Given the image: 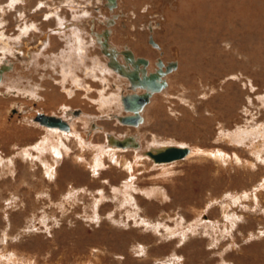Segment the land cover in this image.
Instances as JSON below:
<instances>
[{"label":"rangeland","instance_id":"obj_1","mask_svg":"<svg viewBox=\"0 0 264 264\" xmlns=\"http://www.w3.org/2000/svg\"><path fill=\"white\" fill-rule=\"evenodd\" d=\"M209 1L0 0V264H264V0ZM57 8H80L72 19L165 82L128 80L126 93L149 91L138 126L105 107L122 89L102 95L87 77L90 90L68 96L42 64L26 77L12 46L26 19L52 26ZM63 104L83 110L75 128L92 144L34 123ZM112 131L139 145L101 150ZM167 147L191 152L148 155Z\"/></svg>","mask_w":264,"mask_h":264},{"label":"crops","instance_id":"obj_2","mask_svg":"<svg viewBox=\"0 0 264 264\" xmlns=\"http://www.w3.org/2000/svg\"><path fill=\"white\" fill-rule=\"evenodd\" d=\"M68 10H69V14L67 15V13H66L67 11H65L62 8L54 9L53 13H52V18H53L52 21H54V23L52 26L50 25V26H47L46 28H42L41 26L37 25L34 20H30L28 22L27 21L28 19H26L25 26L26 25L29 26V30L25 32L26 33L25 38L27 39V43H29V45L31 44V47H36L37 48L36 50H38V48H39V50H38L39 52L36 55H34L32 61L26 60V61H28V63H27L28 66L26 69V72H27L26 77H28L30 72H32V70H34L37 65L42 64L44 66L49 67L52 71H55L57 73V75H58L57 81L59 82L60 86L65 91L66 95H68V96H71L74 93L75 89L90 90L91 86L86 81L87 77H89L90 81L91 80L100 81V83L102 84V86H100V89L102 90V95L109 92L108 91V90H110L109 87H111L110 91L112 93L117 91V90H115V87H116V89H122L121 94L123 96H124V94L129 93V92H127V93L125 92L126 87L129 88L127 85L128 80H129L128 75H127L128 76L127 77V76H124L122 73L121 74L117 73V72L115 73V71H114V73H113V71L102 72V66L103 65L99 64L98 62H102L103 64H107L109 62L110 65H108V67H111V63L115 60L113 57L110 59V54H108L107 50H105L106 47H105V49L103 47L101 48L100 46H102V44L99 45V43H96V42H94L93 47L92 46L90 47L88 45V43L92 42V39L89 36H91L93 34L98 35L102 32V30L101 29L99 30L98 27H94V29H92V30L90 29L89 32L87 31L88 33H85V35H84L85 42H84L83 47H84V50H86L87 54H89V56L92 55V57H88V55L85 56L83 63L79 64L77 57L74 55V52H73L76 50V45H75L76 41L74 40V35H73L74 29L72 27H65V25L68 24L67 22H69L72 19V17H74L77 14V12L79 14V10H81V9L79 8L77 11L76 9L74 10V9L69 8ZM61 22L64 25L61 24ZM2 29L3 28H1V31L3 32ZM18 33H16L15 35H12V36L11 35L10 36L5 35L6 39H8V38L12 39ZM34 36L38 37L39 39H32ZM41 39H43V40H41ZM57 40H60L61 43L58 44ZM39 41H40V43H39ZM34 43H35V45H34ZM109 43L113 44L115 42L113 41V39H111L109 41ZM54 45L57 46L56 49H54V47H53ZM43 46H44V48H43ZM68 53H72L73 57H71L70 59H67L68 62L64 63L63 61H65ZM5 54H7V53H5ZM134 54L138 55L136 53V51ZM10 55L15 57V58H18V52H17L16 56H14L12 54H10ZM106 56H108V57H106ZM36 57H38V58H36ZM87 59H90V60L87 61ZM60 62L62 64H60ZM63 63H64V65H63ZM120 63H121V65H124L123 61L122 62L120 61ZM30 64H31V66H29ZM91 64H94V65L89 66ZM11 65H12V63H11ZM20 65L23 69L22 61H21ZM97 65H99V66H97ZM67 68H69V69H67ZM59 72H61V73H59ZM71 72H72V74H71ZM66 75H68V76H66ZM111 83H112V86H111ZM28 85H29V87H28L29 89H27V94L30 95L28 93L29 90L33 91V92H31V94H35V92H34V91H36L35 87H38V83L31 84L28 82ZM104 91H106V92H104ZM120 101H121V99H120ZM100 104L102 105L103 103L101 102ZM64 105L67 106L68 108H72L66 104H63L62 106H64ZM114 105H115L114 102L107 103L105 107L106 108L111 107L113 110ZM73 109H81V108H72V110ZM49 113L55 114V111H50ZM84 113H85V111H84ZM92 116H94V115H92ZM79 121H81V119ZM91 121H93V120L91 119ZM93 123H95V122L93 121ZM112 132L114 134H116V137H123L125 134H127V133H124V135L121 136V135H118L117 133H115L114 131H112ZM127 135L132 136L134 134H127ZM106 141L107 140H105V142ZM91 142H92V140H91Z\"/></svg>","mask_w":264,"mask_h":264},{"label":"bare ground","instance_id":"obj_3","mask_svg":"<svg viewBox=\"0 0 264 264\" xmlns=\"http://www.w3.org/2000/svg\"><path fill=\"white\" fill-rule=\"evenodd\" d=\"M190 1V0H189ZM215 1V0H214ZM218 1V0H217ZM220 1V0H219ZM209 2H211V0L209 1ZM190 3V2H189ZM226 3H228V2H226ZM184 4V3H183ZM210 4V3H209ZM232 5V4H231ZM189 6H190V4H189ZM230 7V6H229ZM187 8V7H186ZM233 9V8H232ZM229 11V10H228ZM223 12V11H222ZM84 13H86V11L84 12ZM87 14V13H86ZM82 18L80 19V20H77V19H75V18H73V19H71L70 20V24L72 25V28L74 29V33H73V35H74V40L76 41V52L75 51H73L74 52V55L77 57V60H78V62L79 63H83V58H82V55H83V53H84V47H83V45H84V35H85V33H88L90 30H89V25L88 26H85V24H89L90 22L86 19L87 17L85 16H81ZM78 18V17H77ZM82 20V21H81ZM229 20V19H228ZM60 21V20H59ZM77 21H81L82 23H81V26H78V25H76V23H77ZM66 22V21H65ZM228 22V21H227ZM61 24H63L62 22H61ZM66 24V23H65ZM178 24V23H177ZM64 25V24H63ZM92 25V24H91ZM203 25V24H202ZM219 25V24H218ZM217 25V26H218ZM219 26H221V24L219 25ZM65 27H67V24L65 25ZM71 27V26H70ZM28 28L29 27H27V26H25V28H24V30L23 31H28ZM63 28V27H62ZM230 28V27H229ZM93 29V28H92ZM91 29V30H92ZM71 31V30H70ZM88 31V32H87ZM217 31V30H216ZM23 34V32L21 33V35L19 36V38H21V36H23L22 35ZM24 35H26V34H24ZM100 35V34H99ZM72 36V35H71ZM110 34H109V31H107V30H104L103 31V33L101 34V36H98L97 34L95 35V34H93V35H91V36H89V37H91V39H92V42H90V43H88V45L90 46V44L91 45H93L94 44V42H96V43H99V45L100 44H102V46H100L101 48L103 47L104 49H105V47H106V49L105 50H107V52H108V54H110V59L113 57L115 60L111 63V67H108V65H110L109 64V62L107 63V64H103L102 62H98L99 64H102L103 66H102V72H105V71H113V73H114V71H115V73L117 72V73H122L124 76H129V79H131L132 80V85L134 86V88L136 89V87L140 84H136V83H138L139 82V79H140V77L138 76V73H137V71H136V67H134L133 66V64H135L136 66L137 65H141L140 66V68L141 67H143L142 65H145L144 63H147L146 61L145 62H141V61H138V59L136 60L137 61V63H135L134 61H133V59H132V56L130 55V53H129V51L128 50H124V49H121L120 47H115L112 43L110 44L109 43V41H110ZM17 39H18V36H17ZM34 39V38H33ZM35 39H39V38H35ZM41 40H43V39H41ZM73 40V41H74ZM90 40V39H89ZM88 41V40H87ZM91 41V40H90ZM17 42H19V43H17ZM38 42V41H37ZM16 45L14 44L13 46H12V48H16L18 51H20L21 53H23V57H25L26 56V59H25V61H22L23 63L24 62H26L25 64H23V67H24V65L26 66L25 68H27V63H28V61L30 60V61H32V59H33V57H34V55H36L39 51V48H38V50H36L37 48L36 47H31V44L29 45V43H27V41H25V39L23 40V39H18L17 41H16ZM39 43H40V41H39ZM37 44V43H36ZM10 45V44H9ZM19 45V46H18ZM34 45H35V43H34ZM39 45V44H38ZM86 45V44H85ZM94 46V45H93ZM48 47V46H47ZM43 48H44V46H43ZM100 48V49H101ZM15 50V49H14ZM71 50V49H70ZM34 52V51H36L34 54H31L32 52ZM64 52V51H63ZM107 54V55H108ZM25 55V56H24ZM62 55V54H61ZM39 56V55H38ZM71 57H73V54L72 53H68L67 54V57H66V59H65V61H63L64 63L65 62H68V60L67 59H70ZM75 57V58H76ZM90 57H92V56H90ZM106 57H108V56H106ZM117 59H116V58ZM136 57V56H135ZM36 58H38V57H36ZM61 58V57H60ZM105 58V57H104ZM54 59V58H53ZM26 60H28V61H26ZM76 60V59H75ZM95 60V59H94ZM101 60V59H100ZM131 60L133 61V63L131 62ZM70 61V60H69ZM120 61L122 62L123 61V63H124V65H121V63H120ZM64 63H63V65H64ZM71 63V62H70ZM60 64H62L61 62H60ZM31 65V64H30ZM29 65V66H30ZM92 65H94V64H92ZM97 66H99V65H97ZM131 67L132 68V70H129L128 69V67ZM61 68V67H60ZM59 68V69H60ZM98 68V67H97ZM138 68V67H137ZM63 69V68H62ZM67 69H69V68H67ZM93 69V68H92ZM139 70V69H138ZM142 70V69H141ZM3 71V70H2ZM2 71H0V80L2 79ZM100 71V70H99ZM140 71V70H139ZM144 71V70H143ZM133 72H136V74H137V77L138 78H135L134 76V78L132 77V74H133ZM59 73H61V72H59ZM63 73V72H62ZM146 73V72H145ZM69 74V73H68ZM71 74H72V72H71ZM119 74V75H120ZM112 75V74H111ZM66 76H68V75H66ZM121 76V75H120ZM127 76V77H128ZM64 77V76H63ZM62 77V78H63ZM126 78V77H125ZM125 80V79H124ZM103 81V80H102ZM157 81V80H156ZM160 81V80H159ZM164 86H165V84H164ZM163 87V86H162ZM161 87V88H162ZM161 88H159V89H161ZM150 89V88H149ZM159 89H154V90H159ZM121 93V92H120ZM120 93H117L116 94V96H110V97H106V99H105V104L106 103H110L112 100V102H115V105H116V107L118 108V110H119V112H117V114L119 113V115H117V116H115L116 117V119L117 120H119L120 122H122V123H129L130 125L131 124H134L135 126H138L139 125V123H140V121H141V114H142V112H141V106L140 107H138V108H136V110H133V109H129V108H127L126 106H125V104H124V100H123V97L126 95V94H124V96L122 95V94H120ZM112 94V93H111ZM110 94V95H111ZM128 95H130V93L128 94ZM116 98H119V100L118 101H114V100H116ZM102 99V98H101ZM120 99H121V101H120ZM103 102V101H102ZM146 104V102L144 103V105ZM63 107V106H62ZM122 110H124V111H127V114H124V115H121L120 113L122 112ZM82 111H79V109H73L72 110V108H66V109H64V113L60 116V115H55V116H60L61 118H63V119H65L67 122H68V125H69V127L68 128H63V127H60V126H58V125H53V126H51V125H47V124H43L42 122H40L39 120H37L36 118H34V123H38L40 126H44V127H47V128H50L51 130L52 129H54V130H56L57 132L59 131V132H61L62 134H65V133H69V134H67V135H71V136H74V137H78V141H80V143H91V135H90V130L89 131H86V132H80V131H78L76 128H75V119H76V117L78 116L79 117V114L81 113ZM130 112V113H129ZM38 113V112H37ZM126 113V112H125ZM129 113V114H128ZM136 113H138L139 114V118H138V121L137 122H132V123H130V122H124V120H122V117L123 116H125V115H131V114H136ZM49 114V113H48ZM52 115H54V114H52ZM81 116H82V114H81ZM91 125H92V123H91ZM133 125V126H134ZM93 126V125H92ZM66 135V134H65ZM126 137H128L129 138V142L128 143H126V144H124V145H121V144H117L116 142H115V139H124V138H126ZM136 138H137V136H135V135H132V136H128V135H125L124 137H116V136H114L113 134H110V133H107L106 134V140H107V144H105V146L101 149V150H104L105 149V147H107L108 149H127L126 147H134V148H137V146L139 145V143H138V141H135L136 140ZM181 148H186V147H181ZM165 149V148H164ZM187 149V152L184 154V156H182V157H180V158H176V159H173V160H170V161H158V160H155L154 158H153V156H151V154H149V153H155V152H158V151H154L153 150V152L152 151H149L148 152V155H149V157H152V159H154L156 162H161V164L162 163H167V162H174V161H176V160H178V159H182L183 157H185V156H187V154H188V152L190 153L191 152V150H189L188 148H186ZM163 150V149H162ZM143 152V151H142ZM114 154H115V152H114ZM135 154H136V156H138V158L141 156V149H136V151H135ZM146 154H147V152H146ZM145 155V154H144ZM221 155V154H220ZM147 156V155H146ZM98 159V158H97ZM99 161H100V159H98ZM153 160V161H154ZM155 162V163H156ZM127 164V163H126ZM125 164V165H126ZM129 166V165H128ZM129 168H130V166H129ZM1 256V255H0ZM172 262V261H171ZM15 264H21L20 262H17L16 261V263ZM173 264V263H172Z\"/></svg>","mask_w":264,"mask_h":264},{"label":"water","instance_id":"obj_4","mask_svg":"<svg viewBox=\"0 0 264 264\" xmlns=\"http://www.w3.org/2000/svg\"><path fill=\"white\" fill-rule=\"evenodd\" d=\"M138 61L145 62L146 59L144 57H138ZM157 75H158L157 73H151L149 75L144 74L142 78L139 79V83L141 84V86L159 89L162 86H164L165 82L155 81L153 78L156 77ZM133 76L135 78H138L136 72H133L132 77ZM148 97H149V91L146 90L145 92L141 94L132 93L130 95H125L123 97V100L127 108L136 110V108L142 106L148 100ZM35 118L39 120L40 122H42L43 124H47L51 126L58 125L63 128L69 127L68 122L65 119L61 118L60 116L38 112L35 115ZM138 118H139V114L136 113V114H131V115H125L122 117V120H124V122L132 123V122H137ZM115 142L117 144L124 145L129 142V138L126 137L124 139H115ZM186 152H187L186 148L167 147L166 149L160 150L153 154L152 153H149V154H151V156H153L155 160L170 161V160L184 156Z\"/></svg>","mask_w":264,"mask_h":264}]
</instances>
